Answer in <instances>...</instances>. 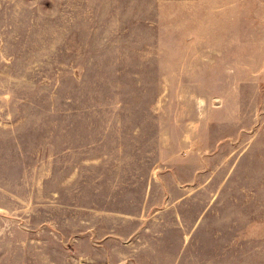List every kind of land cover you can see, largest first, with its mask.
I'll use <instances>...</instances> for the list:
<instances>
[{"label": "rangeland", "instance_id": "374dc122", "mask_svg": "<svg viewBox=\"0 0 264 264\" xmlns=\"http://www.w3.org/2000/svg\"><path fill=\"white\" fill-rule=\"evenodd\" d=\"M0 264H264V0H0Z\"/></svg>", "mask_w": 264, "mask_h": 264}]
</instances>
